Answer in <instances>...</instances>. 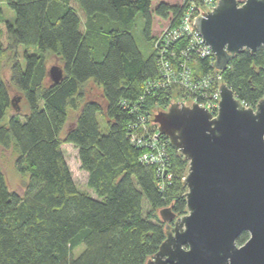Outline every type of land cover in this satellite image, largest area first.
Wrapping results in <instances>:
<instances>
[{
  "label": "trees",
  "instance_id": "1",
  "mask_svg": "<svg viewBox=\"0 0 264 264\" xmlns=\"http://www.w3.org/2000/svg\"><path fill=\"white\" fill-rule=\"evenodd\" d=\"M153 1L6 0L14 23L0 9V148H12L16 169L28 177L20 194L8 188L0 166V264H144L166 235L159 210L186 212L188 160L160 135L170 174L161 177L157 163L142 159L151 149L132 139H148L153 129L142 131L141 116L149 114L146 124L156 125L154 111L181 92L174 84L154 86L162 73L152 25L156 15L176 26L184 7ZM138 15L145 53L133 35ZM188 43L184 35L167 46L173 69L184 59L193 76L215 73L210 58L196 52L181 57ZM18 46L24 48L23 65ZM5 55L10 82L28 106L24 113L12 108L1 76ZM51 56L62 68L58 82L48 74ZM219 74L243 104L254 107L264 95V47L241 49ZM64 142L77 148L95 196L77 187ZM247 238L243 231L236 242Z\"/></svg>",
  "mask_w": 264,
  "mask_h": 264
},
{
  "label": "water",
  "instance_id": "2",
  "mask_svg": "<svg viewBox=\"0 0 264 264\" xmlns=\"http://www.w3.org/2000/svg\"><path fill=\"white\" fill-rule=\"evenodd\" d=\"M194 24L212 65L224 71L241 49L264 47V0H218ZM48 74L58 82L61 66ZM218 90L215 115L176 101L153 116L158 133L188 160L186 212L159 210L166 235L144 264H264V95L251 107L225 82ZM20 98H11L16 109ZM243 231L248 238L238 244Z\"/></svg>",
  "mask_w": 264,
  "mask_h": 264
},
{
  "label": "built area",
  "instance_id": "3",
  "mask_svg": "<svg viewBox=\"0 0 264 264\" xmlns=\"http://www.w3.org/2000/svg\"><path fill=\"white\" fill-rule=\"evenodd\" d=\"M218 0H181L180 4L184 7L183 14L176 26L170 27L168 22L165 29L156 34L155 48L158 53L157 63L159 64L162 76L154 82V86L175 85L181 91L176 101L179 104L191 105L194 101L199 106L205 107L213 115L216 114L220 94L218 90L221 81L220 70L216 69L215 73H209L203 76H193L186 60L180 62L179 68L173 69L170 65L165 53L167 46L171 42L176 41L180 37L186 35L189 43L185 48L181 49V57H187L191 52H196L200 57L210 58L211 62L215 60V56L211 48L204 42L199 31L196 29L194 21L201 12L209 11L216 5ZM172 59L175 58L174 50L170 51ZM212 64V63H211ZM175 101V102H176ZM181 102V103H180ZM149 117L150 115L147 114ZM146 115L141 116V129L143 132L152 130L148 139L133 134V140L139 144L149 147L151 151L142 154V159L147 162L157 163L158 171L161 177L170 178V174L166 171L167 155L163 146L158 142L160 134L158 133L157 124L153 121L154 126L147 125ZM154 135H157L155 137Z\"/></svg>",
  "mask_w": 264,
  "mask_h": 264
},
{
  "label": "rangeland",
  "instance_id": "4",
  "mask_svg": "<svg viewBox=\"0 0 264 264\" xmlns=\"http://www.w3.org/2000/svg\"><path fill=\"white\" fill-rule=\"evenodd\" d=\"M156 1L157 0H154L152 2V4L154 5ZM166 1L169 3H173V4H178L181 2V0H166ZM0 9H1V15L4 18H6L7 20H9L11 23H14V20H15L14 11L7 5L6 0H0ZM166 25H167V20H162L161 18L154 15L153 16L152 33L159 34L160 32H162L165 29ZM133 35H134L139 47L145 53L146 48L144 45H145V43H147V41H146V38L144 37L143 32H142V19L139 15L137 16L136 21H135V26L133 28ZM23 49L24 48L22 46L17 47L18 55H19V58H20L22 65L24 64V60H23V56H22ZM28 49L31 52L33 51V47H29ZM7 60H8L7 56L5 55V57L2 60L1 76L4 80H6L8 82L10 96L15 97L18 93H17L15 86L12 85L10 82V68H9ZM47 64L49 67L51 65H59L60 62L56 56H51L48 59ZM92 90H93V93L95 95H98V93H99L98 88L94 87ZM178 95H179V93L173 97L172 102L176 101L177 97H179ZM17 105L19 107L18 109L13 108V106H12V108L14 110L21 111V113H24L28 110L27 103L24 101V99L20 98ZM157 111L158 110H155L154 114ZM72 114L73 113L70 114V117L72 116ZM71 118L72 119H69L66 126L64 127V130H66V128L70 124H72L73 117H71ZM97 118H98L100 130L102 132H105L106 127H105L104 123H101L102 120H101L100 115H98ZM62 148H63L65 160L67 162V165L71 171L72 177H73L77 187L79 189L86 191V192L90 193L91 195L95 196L94 191L87 186V172L80 167V162H79L78 154H77V148L73 144L68 143V142L62 143ZM0 166H1L2 171L5 174L8 188L11 190L17 191L20 194H23L24 189H25V185L28 181V177L25 175H22L16 169L15 153L13 152L12 148H8V149L0 148ZM146 205H147L146 201L143 200V207L145 208ZM160 218H161V216H160ZM83 247H84V245L81 244L80 246L73 249V254L77 255L83 249Z\"/></svg>",
  "mask_w": 264,
  "mask_h": 264
},
{
  "label": "flooded vegetation",
  "instance_id": "5",
  "mask_svg": "<svg viewBox=\"0 0 264 264\" xmlns=\"http://www.w3.org/2000/svg\"><path fill=\"white\" fill-rule=\"evenodd\" d=\"M172 223V222H171Z\"/></svg>",
  "mask_w": 264,
  "mask_h": 264
}]
</instances>
